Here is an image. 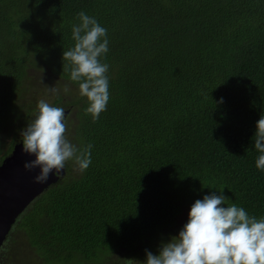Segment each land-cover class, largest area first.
<instances>
[{"label": "trees", "instance_id": "obj_1", "mask_svg": "<svg viewBox=\"0 0 264 264\" xmlns=\"http://www.w3.org/2000/svg\"><path fill=\"white\" fill-rule=\"evenodd\" d=\"M79 11L109 39V100L95 122L62 58ZM54 84L70 94H50ZM41 86L65 108L69 139L93 146L88 169L68 162L11 229L43 264H140L214 188L264 216L252 146L264 116V0H0V164Z\"/></svg>", "mask_w": 264, "mask_h": 264}, {"label": "clouds", "instance_id": "obj_2", "mask_svg": "<svg viewBox=\"0 0 264 264\" xmlns=\"http://www.w3.org/2000/svg\"><path fill=\"white\" fill-rule=\"evenodd\" d=\"M76 21L70 29L74 43L62 52L64 71L85 99V113L95 122L109 100V65L103 62L109 39L107 29L85 11L76 14ZM46 88L56 96L71 92L68 84ZM217 102L223 103V98ZM20 137L21 151L34 157L23 163V169H38L34 183L43 184L50 175L63 176L68 162L80 173L92 162V144L73 143L65 108L45 99L37 101L35 116ZM252 137L257 153L254 166L264 172V116L255 122ZM214 189L192 202L178 233L161 243L157 254L145 250L140 264H264V216L249 215L244 207L229 202L223 187Z\"/></svg>", "mask_w": 264, "mask_h": 264}, {"label": "water", "instance_id": "obj_3", "mask_svg": "<svg viewBox=\"0 0 264 264\" xmlns=\"http://www.w3.org/2000/svg\"><path fill=\"white\" fill-rule=\"evenodd\" d=\"M16 143L11 154L0 164V248L24 210L59 177L49 176L43 184L34 183L38 169L26 171L22 165L34 157L21 151Z\"/></svg>", "mask_w": 264, "mask_h": 264}, {"label": "rangeland", "instance_id": "obj_4", "mask_svg": "<svg viewBox=\"0 0 264 264\" xmlns=\"http://www.w3.org/2000/svg\"><path fill=\"white\" fill-rule=\"evenodd\" d=\"M41 87H35V91L31 98V103L29 107L30 110L36 111V104H37V101L40 99H45L50 104L52 105L54 104L53 99H52L53 96H50V98L45 97L48 94L45 92L44 88L43 87L41 88ZM69 120L70 118H68V121ZM188 210H186V212H184V214L182 215L181 218L184 221L180 222V226L178 227H181L186 222ZM17 222L18 220L13 225V229H14V226H16ZM11 234H12L13 241L10 242L9 244L10 250L8 251V254L6 257V264H43L42 263L43 259H40L38 254L35 252V250L29 247L27 240L25 239V234L23 232L21 231L12 232L11 230L9 235ZM14 247H15V251H14Z\"/></svg>", "mask_w": 264, "mask_h": 264}, {"label": "flooded vegetation", "instance_id": "obj_5", "mask_svg": "<svg viewBox=\"0 0 264 264\" xmlns=\"http://www.w3.org/2000/svg\"><path fill=\"white\" fill-rule=\"evenodd\" d=\"M18 143H20V142H18ZM12 228H13V227H12ZM9 234H10V233H9ZM8 236H9V235H8ZM8 236H7V237H8ZM5 241H7V239H6ZM6 257H7V256H6ZM5 259H6V258H5Z\"/></svg>", "mask_w": 264, "mask_h": 264}]
</instances>
